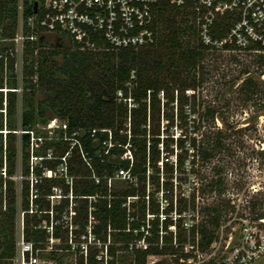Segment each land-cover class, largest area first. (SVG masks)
<instances>
[{
	"label": "trees",
	"instance_id": "16d2710c",
	"mask_svg": "<svg viewBox=\"0 0 264 264\" xmlns=\"http://www.w3.org/2000/svg\"><path fill=\"white\" fill-rule=\"evenodd\" d=\"M34 3L23 0L24 22ZM17 5L0 0L7 38L18 29ZM156 23L151 46L96 53L74 47L60 63L52 53H34L43 40L26 43L23 93L0 91V264L17 255L21 215L26 241L46 249L52 237V255L73 253L74 264H148L149 257L216 264L199 255L217 238L223 205L211 207L197 192L216 200L223 195L221 169L212 162L226 150L232 126L213 108L200 112L195 90L209 54L192 18L162 3ZM9 45H0V89L14 90L19 84ZM255 88L248 77L239 90ZM57 117L66 119V130L50 135L41 128ZM55 191L60 200L52 204Z\"/></svg>",
	"mask_w": 264,
	"mask_h": 264
},
{
	"label": "built area",
	"instance_id": "2783aa9c",
	"mask_svg": "<svg viewBox=\"0 0 264 264\" xmlns=\"http://www.w3.org/2000/svg\"><path fill=\"white\" fill-rule=\"evenodd\" d=\"M34 1L37 3V12L34 13L33 5L32 16L24 22L23 0H18V29L12 38L4 35L0 23V45L11 43L9 46H11L15 62L17 56H21L23 62L26 43L41 42L45 35L57 37V39L67 38L81 52H117L151 46L158 40L156 19L162 3L192 18L197 39L207 52L227 53L235 57L240 54H254L264 61V0ZM34 53L37 54V49ZM3 56L0 54V59ZM22 72L17 74L15 70L19 84L17 89L10 90L5 86L0 91L5 94L8 91H14L21 95L23 93L20 86L23 79ZM118 94L121 97V93L118 92ZM127 100L130 103L129 107H133L131 100ZM55 123L56 121L53 120L48 125L50 135L55 130L67 129L66 122L62 127L57 126L52 131L51 127L55 126ZM95 131L92 130V133ZM31 135L34 140L33 134ZM59 194L55 191V196L51 198L52 204H55L52 199L60 200ZM70 210L71 206H69ZM260 221H264V217ZM49 229L51 231V228ZM87 233V238H92L89 230ZM81 238L84 239L86 236L83 235ZM244 238L253 243L252 235L248 232ZM54 242L55 240L50 237L49 245L46 246L47 251L52 250ZM261 249L264 251V247L261 246ZM16 250L19 264H50L41 257L43 249H36L31 242L25 240L23 223L21 233L17 235ZM235 253L232 264H248L255 256L254 251L245 254Z\"/></svg>",
	"mask_w": 264,
	"mask_h": 264
},
{
	"label": "rangeland",
	"instance_id": "374dc122",
	"mask_svg": "<svg viewBox=\"0 0 264 264\" xmlns=\"http://www.w3.org/2000/svg\"><path fill=\"white\" fill-rule=\"evenodd\" d=\"M55 45L57 47H54ZM41 50L45 54L52 53L53 59L60 63L62 53L67 50L74 51L75 48L67 38L57 39L45 35L42 47L37 49L38 52ZM208 54L203 61V81L195 90L196 99L200 104L199 109L200 112L205 108L215 109L217 115L224 118L232 129L227 131L226 150L212 162L221 169L223 195L216 200L214 195L203 196L197 192V200L207 198V204L211 207L219 202L223 205L220 226L216 230L217 238L202 255H199V258L213 260L216 264H232L235 252L245 254L254 251L255 256L248 264H264V251L261 249V246L264 247V221L256 219L261 213L264 217V61L254 54H240L236 61L231 60L234 57L231 54L210 52ZM22 64V57L17 56L15 62L17 74L22 72ZM245 70L249 72L248 75H242ZM248 77L256 86L255 89H250L251 93L239 90L241 82ZM252 90H255V93H252ZM190 93H193L192 90H189ZM117 95L119 96L118 93ZM48 96L43 94L41 99ZM46 113L49 114L50 110L47 109ZM53 120L56 123L51 127L52 131L66 123L64 118L57 117ZM215 125L222 131L225 130V126L218 118ZM41 128L50 130L49 126ZM211 130L214 131L213 127ZM210 168L208 165L206 176L209 175ZM14 180L20 195L21 181L24 180L20 176V169ZM116 188H123V185L118 184ZM177 192L174 190L175 197ZM52 200L56 203L59 199ZM187 212L191 215L192 210ZM186 219H189V216ZM22 223L21 215L17 221L18 234L21 233ZM247 232L252 235L253 243L244 238ZM188 248L186 247V251ZM53 250L43 249L42 259L50 264H74L75 254L60 252L56 253L55 257L52 255ZM159 260H165L166 264H195L192 260L187 263H176L171 261L170 257L160 259L149 257L147 262L154 264ZM7 264H19V256L16 255Z\"/></svg>",
	"mask_w": 264,
	"mask_h": 264
},
{
	"label": "water",
	"instance_id": "95a60500",
	"mask_svg": "<svg viewBox=\"0 0 264 264\" xmlns=\"http://www.w3.org/2000/svg\"><path fill=\"white\" fill-rule=\"evenodd\" d=\"M37 12V3H34V13Z\"/></svg>",
	"mask_w": 264,
	"mask_h": 264
}]
</instances>
